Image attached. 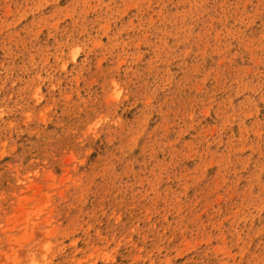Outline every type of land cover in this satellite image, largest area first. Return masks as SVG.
<instances>
[{
  "label": "rangeland",
  "instance_id": "374dc122",
  "mask_svg": "<svg viewBox=\"0 0 264 264\" xmlns=\"http://www.w3.org/2000/svg\"><path fill=\"white\" fill-rule=\"evenodd\" d=\"M0 264H264V0H0Z\"/></svg>",
  "mask_w": 264,
  "mask_h": 264
}]
</instances>
